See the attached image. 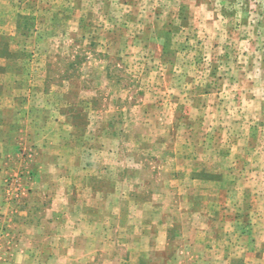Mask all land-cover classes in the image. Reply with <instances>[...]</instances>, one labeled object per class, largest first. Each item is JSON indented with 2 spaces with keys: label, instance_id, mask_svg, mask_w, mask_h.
Returning a JSON list of instances; mask_svg holds the SVG:
<instances>
[{
  "label": "rangeland",
  "instance_id": "374dc122",
  "mask_svg": "<svg viewBox=\"0 0 264 264\" xmlns=\"http://www.w3.org/2000/svg\"><path fill=\"white\" fill-rule=\"evenodd\" d=\"M53 200L91 264H264V0H0V257Z\"/></svg>",
  "mask_w": 264,
  "mask_h": 264
},
{
  "label": "crops",
  "instance_id": "0c3cea01",
  "mask_svg": "<svg viewBox=\"0 0 264 264\" xmlns=\"http://www.w3.org/2000/svg\"><path fill=\"white\" fill-rule=\"evenodd\" d=\"M55 200L59 202V198ZM55 200L40 215L23 214V221L12 224L11 253L0 257V264H91L90 252L96 250L86 244L97 231L78 221L93 220V212L75 219L71 215L73 207L64 204L57 208Z\"/></svg>",
  "mask_w": 264,
  "mask_h": 264
}]
</instances>
